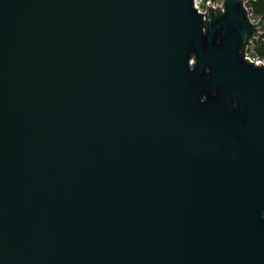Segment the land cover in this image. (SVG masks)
Here are the masks:
<instances>
[{"label":"water","instance_id":"obj_1","mask_svg":"<svg viewBox=\"0 0 264 264\" xmlns=\"http://www.w3.org/2000/svg\"><path fill=\"white\" fill-rule=\"evenodd\" d=\"M221 7L0 0V264H264L258 26Z\"/></svg>","mask_w":264,"mask_h":264},{"label":"trees","instance_id":"obj_2","mask_svg":"<svg viewBox=\"0 0 264 264\" xmlns=\"http://www.w3.org/2000/svg\"><path fill=\"white\" fill-rule=\"evenodd\" d=\"M248 16L258 26V33L252 39L246 54L252 60L264 63V0H243Z\"/></svg>","mask_w":264,"mask_h":264},{"label":"built area","instance_id":"obj_3","mask_svg":"<svg viewBox=\"0 0 264 264\" xmlns=\"http://www.w3.org/2000/svg\"><path fill=\"white\" fill-rule=\"evenodd\" d=\"M207 3L210 4V7L215 9L216 5H218V7L222 6L223 0H193V8L196 9V12L198 14H202L203 19H205L204 13L206 12ZM244 8L246 9L245 6H244ZM220 10H221V12H224L223 7H221ZM248 18H249L250 23L255 25V22L253 20H251L249 16H248ZM247 49H246V51H247ZM245 59H248L250 62H255L256 64L262 63L264 65V63L261 61L252 60L250 57L247 56L246 52H245Z\"/></svg>","mask_w":264,"mask_h":264}]
</instances>
